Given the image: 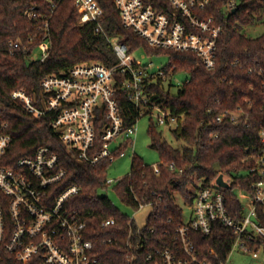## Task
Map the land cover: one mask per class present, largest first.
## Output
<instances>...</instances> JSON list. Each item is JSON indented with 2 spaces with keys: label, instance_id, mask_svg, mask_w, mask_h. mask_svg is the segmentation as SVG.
<instances>
[{
  "label": "trees",
  "instance_id": "trees-1",
  "mask_svg": "<svg viewBox=\"0 0 264 264\" xmlns=\"http://www.w3.org/2000/svg\"><path fill=\"white\" fill-rule=\"evenodd\" d=\"M227 1L211 0L206 12V15H215L225 27L218 40L216 67L207 70L196 55L155 49L126 29L115 0H98L103 31L97 30L95 22L80 23L82 11L75 0H0V121L8 122L7 132L12 136L7 164L32 156L41 146H49L59 155L58 168H64L66 175L54 189L60 193L72 185L80 186L70 206L87 221L89 237L95 242L102 264H127L131 227H137L134 223L130 225V217L107 196L100 195V191L106 189L110 162L103 160L91 165L78 161L73 150L62 143L53 129L52 113L35 118L20 102L11 100L9 93L16 88L39 93L45 76L64 73L80 63L113 65L118 57L111 39L125 43L130 53L138 50L148 55L168 53L165 68L174 67L177 72L187 73L190 80L177 94L159 86L153 91L156 101L165 109L182 116L173 133L185 146L182 149L171 146L153 124L149 134L151 147L158 151L160 160L173 162L184 168V172H172L164 164L157 174L152 165L134 153L130 173L118 180L114 190L119 200L131 209L138 210L140 203L151 206L142 235L156 242L165 239V231L173 233L181 223L183 209L177 204L175 194L192 203L193 187L197 185L195 178L208 186L216 177L218 182L219 175L229 177L231 185L222 192L229 212L241 214L243 205L237 192L250 193L251 183L256 178L255 174H247L257 165V159L246 149L260 146L259 131L264 128V85L255 72H264V33L252 37L247 36L244 29L264 22V0H241L236 12L226 11ZM52 2L57 3L55 8L51 7ZM29 11H35L39 17L30 18ZM46 20L48 25H45ZM47 39L51 41V48L46 59L30 61L29 54ZM10 40H20L23 46L11 49ZM236 60L239 62L234 64ZM118 101L126 123L135 122L137 113L125 91H119ZM226 109L238 111L239 120L217 123L215 116ZM102 125L97 127L99 139ZM258 217L264 226L261 208ZM107 218H113L115 223L104 228L102 221ZM169 218L172 220L168 221ZM233 240L232 230L219 223L213 226L211 234L195 236L202 257L214 249L216 256L211 258L215 263L227 259ZM3 264L20 263L7 256Z\"/></svg>",
  "mask_w": 264,
  "mask_h": 264
},
{
  "label": "built area",
  "instance_id": "built-area-1",
  "mask_svg": "<svg viewBox=\"0 0 264 264\" xmlns=\"http://www.w3.org/2000/svg\"><path fill=\"white\" fill-rule=\"evenodd\" d=\"M115 2L123 26L149 46L192 53L207 70L215 69L218 40L225 27L215 15H206L211 0ZM240 2L228 0L224 8L233 12ZM75 5L82 11L81 24L95 22L97 30L103 31L100 24L102 8L98 0H75ZM56 6L57 3L52 2L51 7ZM28 15L32 19L39 17L35 11H29ZM45 25H48L47 20ZM110 42L118 57L113 65L80 63L64 73L45 76L40 82L39 93L32 94L23 88L9 93L11 100L20 102L23 109L35 118L41 119L52 113V127L59 139L73 150L78 161L91 165L103 160L112 163L125 154L127 147H133L136 123L141 116L158 110L161 112L158 114L159 124L176 123V126L182 117L173 115L156 101L153 91L155 86L170 91L176 75L181 72L175 71L174 67L155 68L153 61L143 64L128 51L125 43L118 39H111ZM9 46L18 49L23 44L20 40H10ZM50 48L51 41L47 39L29 54L28 59L44 61ZM38 49L42 51L40 55L37 54ZM24 51L27 52V49ZM238 62L236 60L234 64ZM255 72L264 85V72ZM189 80L186 73L177 86L181 88ZM121 90L125 91L137 113L135 122L131 124L126 123L119 105ZM239 118L240 113L230 109L215 116L217 123L226 120L235 123ZM101 123L99 139L97 127ZM7 128L8 122L0 121V264L7 256L20 264H102L95 242L89 237L87 221L70 206V200L80 192V186L72 185L60 193L54 189L66 175L64 168H58L59 155L51 147L41 146L32 156L21 157L12 165L7 164L12 143ZM259 138V147L246 149L256 157L257 165L247 171V174L256 176L250 186L251 192L240 193L243 213L229 212L222 192L226 187L217 182V177L208 186L203 185V180H195L197 185L193 187L195 196L192 203L179 196L188 206L189 214L185 216L183 213V219L173 233L164 232L165 239L159 242L145 239L143 226H138L130 217V225L134 223L137 227H131L126 263L228 264L229 255L224 262L215 263L211 258L216 256L214 249L209 250L208 256L202 257L196 246V234H211L217 223L231 229L234 234L230 253L239 248L253 258H259L264 253V226L259 223L258 217L260 208L264 213V128L259 131ZM164 164L172 172H184V168L173 162L160 161L152 167L159 174ZM223 180L231 185L229 177L223 175ZM112 184L114 179L107 177L104 188L107 190ZM144 206L140 203L139 209ZM171 220L169 218L168 221ZM114 223L113 218H107L102 221V227L107 228Z\"/></svg>",
  "mask_w": 264,
  "mask_h": 264
},
{
  "label": "rangeland",
  "instance_id": "rangeland-1",
  "mask_svg": "<svg viewBox=\"0 0 264 264\" xmlns=\"http://www.w3.org/2000/svg\"><path fill=\"white\" fill-rule=\"evenodd\" d=\"M244 33L247 36L257 37L264 33V22H257L254 25H250L244 29ZM42 51L38 49L37 54H41ZM136 59L141 61L143 64H147L153 61V66L155 68L164 67L169 61V54L162 53L160 55H148L144 51L134 52ZM185 78L184 73H179L176 75L174 85L170 88L171 94H177L179 87L177 86L178 81H182ZM166 90L168 89V83L165 84ZM158 114L160 111L155 110L152 114L148 113L141 116L137 123V132L134 135V146L127 147L125 149V154L116 158V161L110 163L108 168L107 177L114 179V184L110 185L108 189H103L100 191V195L107 196L110 201H112L122 212L127 214L129 217L133 218L136 224L140 227L146 224L147 218L151 213V206H144L139 210L131 209L125 206L118 198L117 193L114 190V185L119 179L127 176L131 170L132 164V154L135 152L144 161L149 164L159 163L160 156L156 149L151 147V135L149 134V127L153 124L156 129L162 133L163 139L167 141L174 148L182 149L185 146V142L181 139H177L173 133V129L176 127V123L170 124H159ZM196 181L198 179L195 178ZM240 196V193L237 192ZM244 200V199H243ZM176 202L179 206L183 207V213L185 216L189 214V209L186 204L182 201L179 195H176ZM228 264H264V253L262 252L259 258H253L251 254L243 252L241 249H234L228 257Z\"/></svg>",
  "mask_w": 264,
  "mask_h": 264
},
{
  "label": "water",
  "instance_id": "water-1",
  "mask_svg": "<svg viewBox=\"0 0 264 264\" xmlns=\"http://www.w3.org/2000/svg\"><path fill=\"white\" fill-rule=\"evenodd\" d=\"M233 12H236V9H234ZM218 183L226 188L230 187L226 182H224L223 175H219Z\"/></svg>",
  "mask_w": 264,
  "mask_h": 264
}]
</instances>
